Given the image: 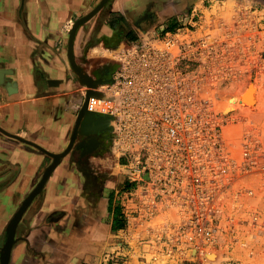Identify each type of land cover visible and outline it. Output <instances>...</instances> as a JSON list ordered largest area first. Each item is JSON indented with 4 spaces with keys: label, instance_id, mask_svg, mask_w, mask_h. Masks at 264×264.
I'll return each instance as SVG.
<instances>
[{
    "label": "rangeland",
    "instance_id": "374dc122",
    "mask_svg": "<svg viewBox=\"0 0 264 264\" xmlns=\"http://www.w3.org/2000/svg\"><path fill=\"white\" fill-rule=\"evenodd\" d=\"M176 20L155 22L134 46H149V65L163 89L180 85L166 100L195 106L203 124L177 147L140 137L163 131L150 112L132 114L126 123L110 118L84 170L49 157L47 179L60 196L54 208L64 215L55 222L45 215L46 227L30 245L35 228L19 220L18 248L8 264H264V0H195L181 25ZM167 32L176 44L166 42ZM188 41L195 52L181 46L178 53L177 45ZM118 48L113 70L130 50L123 43ZM225 100L236 103L234 111L219 110ZM188 142L198 148L195 163L202 169L168 170L179 152L187 154ZM138 161L146 169L131 172ZM79 208L89 217L72 235L80 229ZM114 214L125 223L120 232L111 228ZM199 225L209 229L207 237L195 232ZM52 231L58 246L48 243Z\"/></svg>",
    "mask_w": 264,
    "mask_h": 264
},
{
    "label": "crops",
    "instance_id": "0c3cea01",
    "mask_svg": "<svg viewBox=\"0 0 264 264\" xmlns=\"http://www.w3.org/2000/svg\"><path fill=\"white\" fill-rule=\"evenodd\" d=\"M114 2V6L101 8L78 26L69 46L73 22L89 13L95 0H0V69L10 70L0 81V252L9 220L38 184L52 158L16 136L41 146L54 154L56 160L66 156L79 113L87 100L86 93L83 103L84 94L87 89L97 91L111 79L119 45L123 43L131 48L140 43L139 38L146 36L155 24L148 23L154 20L156 25H162L177 18L181 25L189 12L184 7L195 0H180L179 8H160L154 13L149 8L140 12L143 8H138L135 0ZM130 21L134 26L127 25ZM180 28L177 30L181 31ZM129 31L130 36L126 37ZM101 75L109 78L102 79ZM51 79L58 82L51 84ZM88 82L96 83L93 89ZM10 85H15L13 91L8 88ZM54 187L58 185L46 179L41 185V195L31 199L25 209L28 215L26 212L20 219L27 227L35 228L26 241L29 245L38 243V233L46 227L41 220H46L45 215L60 199L58 193L51 191ZM82 213L84 210H77L76 224L80 229L73 230L72 235L85 229L83 223L89 216L86 218ZM31 215L35 217L30 218ZM106 225L110 227V223ZM99 230L96 235L100 234ZM56 235L50 232L48 243L58 246L60 238ZM111 242L116 244L115 239ZM12 246L14 254L18 245L14 242Z\"/></svg>",
    "mask_w": 264,
    "mask_h": 264
},
{
    "label": "built area",
    "instance_id": "2783aa9c",
    "mask_svg": "<svg viewBox=\"0 0 264 264\" xmlns=\"http://www.w3.org/2000/svg\"><path fill=\"white\" fill-rule=\"evenodd\" d=\"M178 32L180 30L176 31V33ZM176 33L174 34L176 35ZM170 34L167 32L169 36L166 38V42L176 44L177 38L173 34L170 36ZM181 46L189 54L195 52L194 42L179 43L177 45L178 53H181ZM152 53L147 44L131 47L124 55L123 61L126 63H122L120 67L114 70L111 79L105 85L102 84L97 88L102 94L90 96L87 100V106L92 112L125 123L128 122V118L132 114L147 115L150 112L154 114L151 122L159 124L163 131L161 133H142L140 137L143 139L148 137V140H166L180 147L181 139L185 134L188 133L192 136L193 132L197 130V125H202L203 122L197 120L194 111L195 106H184L179 102L166 100L169 99L167 93L172 91L175 94L180 85L166 84L169 85L167 90L161 87L162 81L159 82L157 79V68L149 65ZM192 142L187 144V154L182 155L179 152L175 166L173 165V168L168 167V170L191 174L200 170L201 165L195 163L198 148ZM130 169L133 173H139L145 170L146 166L141 165L138 161L131 165ZM195 232L207 237L210 231L199 225Z\"/></svg>",
    "mask_w": 264,
    "mask_h": 264
},
{
    "label": "flooded vegetation",
    "instance_id": "af4514ba",
    "mask_svg": "<svg viewBox=\"0 0 264 264\" xmlns=\"http://www.w3.org/2000/svg\"><path fill=\"white\" fill-rule=\"evenodd\" d=\"M114 1L115 0H108L103 5L102 8H108L110 6H114V3H115ZM179 2H180V0H166V1L165 0H135V3H136L135 5L138 8H143L140 12H143V10L149 8V12H153L154 13V12H156V8H160L159 7V5H160L159 3H167V5H170L168 7H172L173 6V8H179L178 7ZM97 4H98V2L95 4V6ZM190 5L188 7H184V8H190ZM95 6H93V7H95ZM172 18H173V16H172ZM155 22H156V20H154L151 23H148V25L152 24V23H155ZM127 25L132 26L133 25L132 21L128 22ZM125 36L126 37L130 36V31L127 32L125 34ZM110 70H112V69H110ZM101 78L102 79L106 78V75L105 76L101 75ZM109 120H110V117H105L103 115L100 116L99 114H98V116L95 115L94 119L88 118L87 114H84V115L81 116V118H80V126H79L78 130H76V133H78V134L76 135L75 143L73 145V148H72L71 152L66 154V156L62 157V159L65 158V161L63 163H64V166L66 168H70L71 166H73V167H76V168L78 167V168H81L82 170H84L85 167H87L86 164H84L86 162L87 157L89 156V154L92 151V149H95V151H96L97 148L99 147V144H98L99 142L98 141H99V138L101 137L100 132H99V128H100V126L108 125L109 123H107V122H109ZM73 125H74V123H73ZM73 125H72V127H73ZM71 128H70V130H69V132L67 134V137L71 134L70 133ZM89 130H93L94 132L90 133V132H88ZM74 131H75V129H74ZM86 132H87V134H86ZM92 140H94V141H92ZM71 144H72V142L70 143V145ZM64 149H65V147H63V149L61 151H63ZM58 167H59V165H58ZM106 203L108 205L107 210L109 212H111V209H109L110 208L109 199L106 200ZM79 210H81V208H79ZM26 212L27 211H25V213H23V214L25 215ZM63 215H64V209H61V208H50L49 212L46 214L47 219H49L51 222L52 221L53 222L58 221ZM83 215L85 216V214H83ZM113 217L114 218L111 221V226H112V222L116 219L115 218L116 217L115 214H114Z\"/></svg>",
    "mask_w": 264,
    "mask_h": 264
},
{
    "label": "water",
    "instance_id": "95a60500",
    "mask_svg": "<svg viewBox=\"0 0 264 264\" xmlns=\"http://www.w3.org/2000/svg\"><path fill=\"white\" fill-rule=\"evenodd\" d=\"M107 0H100L99 3L87 14H85L84 16H81L80 18H78L76 21L73 22L72 27L69 31V46H71L72 44V39L74 37V33L77 30L78 26H80L81 24H83L87 19H89L90 17H92L94 14H96L101 7L106 3ZM98 81V80H96ZM86 93H89V91L85 92L84 94V100L83 103L85 102V96ZM94 94V92H92V95ZM98 95V94H97ZM83 103L81 105L80 108H82ZM79 108V110H80ZM17 139H19L21 142H24L25 144L32 146L33 148L38 149V151L47 154L49 156H51L53 158V160L56 158L54 157V154L49 153L46 149L41 148V146H37L35 144L31 145V142H27L28 140L24 137H18L16 136ZM31 143V144H30ZM51 154V155H50ZM54 160V161H55ZM53 167V164L46 167V169H44V173L42 174L40 181L38 182V184L35 186V188H33L30 193L28 194L27 197H25L24 200H22L19 208L14 212V214L12 215L11 219L9 220L7 226H6V230H5V238H4V243L2 245L1 248V252H0V264H8L9 261V257H10V253H11V249H12V245L15 242V238H14V232L16 229V226L18 224V221L21 219L28 203L31 201L32 198H34V196H36L37 194H39L42 191L41 185L45 182V180L48 178V172L50 171V169ZM41 195V193L39 194Z\"/></svg>",
    "mask_w": 264,
    "mask_h": 264
},
{
    "label": "bare ground",
    "instance_id": "6f19581e",
    "mask_svg": "<svg viewBox=\"0 0 264 264\" xmlns=\"http://www.w3.org/2000/svg\"><path fill=\"white\" fill-rule=\"evenodd\" d=\"M7 71H10V70H6V69H0V81H2L3 80V76H4V74L7 72ZM90 80V79H89ZM103 81V80H102ZM58 82V80H56V79H51L50 80V83L51 84H55V83H57ZM90 83V84H89ZM88 85H90V87L93 89V87L96 85V83H94V84H91V82H88L87 83ZM15 86V85H14ZM14 86H12V85H10L8 88L10 89V91H13V89H15V87ZM96 88V87H95ZM89 91V93H87V100H88V98L90 97V96H93V95H101L102 93H99V92H97V91H95V90H91V89H87V92ZM92 92H94V94L92 95ZM87 100H86V102H85V104H84V106H83V108H82V110L80 111V113H79V117H78V119H77V123H76V126H75V131H74V134H73V139L71 140V142H72V144L71 145H69V147H68V152H70V150L73 148V145H74V143H75V138H74V135L76 134V130H78V128H79V126H80V118H81V116L82 115H84V114H87V117L88 118H91V119H94L95 118V115L96 116H98V113H96V112H92L90 109H88L87 108ZM235 108H236V103L234 102V101H227V100H225L224 102H222L221 104H220V106H219V110L220 111H222V112H225V111H234L235 110ZM81 114V115H80ZM100 115V114H99ZM101 116V115H100ZM105 117H109V116H106L105 115ZM108 120V119H107ZM108 123V122H107ZM106 124V123H105ZM82 125V124H81ZM87 126V125H86ZM76 136V135H75ZM92 141H94V140H92ZM97 141V140H96ZM96 143V142H95ZM101 143V142H100ZM98 146V145H97ZM80 150V149H79ZM85 157V156H84ZM94 197V196H93ZM93 199V198H92ZM90 202H91V200H90ZM94 204H96V203H94ZM94 211H96L95 209H94Z\"/></svg>",
    "mask_w": 264,
    "mask_h": 264
},
{
    "label": "trees",
    "instance_id": "16d2710c",
    "mask_svg": "<svg viewBox=\"0 0 264 264\" xmlns=\"http://www.w3.org/2000/svg\"><path fill=\"white\" fill-rule=\"evenodd\" d=\"M109 209H110V208H109ZM124 226H125V223H124V221H122V220H119V221L114 220V221L112 222V229L122 228V227H124Z\"/></svg>",
    "mask_w": 264,
    "mask_h": 264
}]
</instances>
